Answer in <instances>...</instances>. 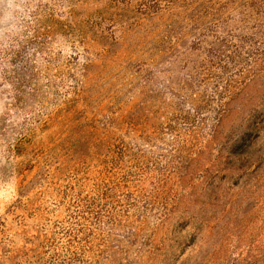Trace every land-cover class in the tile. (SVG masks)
<instances>
[{"label":"trees","instance_id":"trees-1","mask_svg":"<svg viewBox=\"0 0 264 264\" xmlns=\"http://www.w3.org/2000/svg\"><path fill=\"white\" fill-rule=\"evenodd\" d=\"M0 9L7 106L23 118L27 144L43 136L36 167L45 184L12 206L14 228L0 221V264H187L140 236L152 212L163 227L176 211L183 227L193 219L195 264H215L217 249L197 258L211 228L163 204V183L212 154L233 103L264 77V0H0ZM112 69L121 73L114 116L92 86ZM207 115L209 143L197 146ZM260 129L250 122L247 137ZM248 138L241 164L209 161L216 177L253 173L241 159L257 147ZM183 151L173 167L154 157ZM87 159L91 175L80 169Z\"/></svg>","mask_w":264,"mask_h":264},{"label":"rangeland","instance_id":"rangeland-1","mask_svg":"<svg viewBox=\"0 0 264 264\" xmlns=\"http://www.w3.org/2000/svg\"><path fill=\"white\" fill-rule=\"evenodd\" d=\"M63 52L65 55L71 54L68 48H65ZM112 73L103 74L94 79L92 84L94 92L100 95L101 106L107 109L106 115L110 116H114L116 112L120 113L121 108H118L119 102L114 98L115 93H113L120 86V80L115 78L121 73L117 69H112ZM8 90V85L0 78V221L14 228V216L10 214L12 206L27 197H32L45 187V184L39 182L36 167L39 140H43V136L39 134L33 137L29 144L25 142L26 131L23 118L16 110H10L7 106ZM210 116L213 118V115H207L205 124L197 129L199 138V141L195 143L197 146L209 143V125L212 120ZM226 120L220 131V137L212 146V154H206L201 160H194L188 172L189 176L181 179L179 183L176 179L163 183L165 187L161 202L170 207L188 209L187 213L190 212L187 216L193 213L195 219L203 221L206 229L211 228V232L206 234L205 249L197 257L199 261H203L208 253L217 249L214 253L215 264H264L263 261H258L264 258L263 76L252 81L238 97ZM255 121L260 123L261 129L258 134L249 139L246 129H249L250 122ZM247 138L249 142L259 147L251 149L252 152L249 151L250 158H241L243 161L249 160L250 163H255L253 173L241 180L231 175V172L229 174L221 172L220 176L216 177L215 169L209 161L221 155L224 167L239 165V157L236 154L241 150L246 151L243 146ZM170 141H172L171 138ZM174 145L166 148L168 151L178 149V145ZM186 147L190 149L191 144ZM183 152L177 155H170L167 152L155 153L154 157L166 154L165 164L170 163L173 167L177 165L180 157L187 153ZM56 163L51 161L50 167L55 166ZM220 168L223 169L221 164ZM80 169L91 175L92 163L87 159ZM205 169L206 177L202 178ZM244 182L245 187L244 185L242 187ZM235 183H238L240 188H234ZM46 200L45 205L51 207L53 200L50 201L49 198ZM151 214L147 219V229L141 232L142 239L155 237L157 242L164 243V250L167 254L181 255V259L187 264H195L197 260H195L196 255L193 248H196L198 238L194 245L189 246L192 240L191 235L194 233L193 219L188 226L183 227L185 224L183 222H186L188 218L179 219L180 216L176 215L179 212L176 211V214L171 216L163 227H160L156 220L158 213L152 212ZM254 260L257 262L253 263Z\"/></svg>","mask_w":264,"mask_h":264}]
</instances>
